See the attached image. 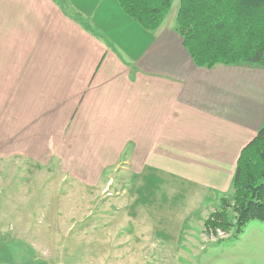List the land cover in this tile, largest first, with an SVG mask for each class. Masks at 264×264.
<instances>
[{
	"label": "crops",
	"instance_id": "0c3cea01",
	"mask_svg": "<svg viewBox=\"0 0 264 264\" xmlns=\"http://www.w3.org/2000/svg\"><path fill=\"white\" fill-rule=\"evenodd\" d=\"M260 69L197 67L175 27L148 31L117 0H0V171L96 190L121 169L222 199L262 126ZM12 202L1 189L0 218Z\"/></svg>",
	"mask_w": 264,
	"mask_h": 264
},
{
	"label": "rangeland",
	"instance_id": "374dc122",
	"mask_svg": "<svg viewBox=\"0 0 264 264\" xmlns=\"http://www.w3.org/2000/svg\"><path fill=\"white\" fill-rule=\"evenodd\" d=\"M179 3L160 27H175ZM19 174L0 171V191L14 205L0 218L1 264H264V221H250L239 234L235 227L207 233L204 222L222 200L193 181L150 177L142 190L118 169L91 190L69 176ZM110 177L113 186L102 194ZM25 224L30 231L18 240Z\"/></svg>",
	"mask_w": 264,
	"mask_h": 264
},
{
	"label": "trees",
	"instance_id": "16d2710c",
	"mask_svg": "<svg viewBox=\"0 0 264 264\" xmlns=\"http://www.w3.org/2000/svg\"><path fill=\"white\" fill-rule=\"evenodd\" d=\"M144 29L157 31L174 0H117ZM175 32L194 64L205 69L244 66L264 69V0H180ZM232 196L204 224L207 233L239 234L252 220L264 221V116L255 138L241 151ZM232 214L234 221L229 216Z\"/></svg>",
	"mask_w": 264,
	"mask_h": 264
}]
</instances>
